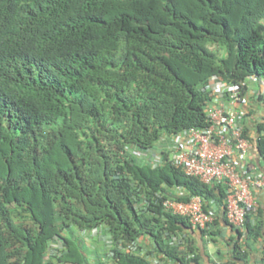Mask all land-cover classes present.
<instances>
[{
    "label": "trees",
    "instance_id": "16d2710c",
    "mask_svg": "<svg viewBox=\"0 0 264 264\" xmlns=\"http://www.w3.org/2000/svg\"><path fill=\"white\" fill-rule=\"evenodd\" d=\"M250 74L264 76V0H0V264H89L80 234L99 225L115 244L148 237L198 264L188 241L189 258L170 245L191 225L162 200L199 195L224 211L226 186L186 174L169 150L153 166L133 149L207 126L209 77ZM255 142L264 163V121ZM261 214L239 236L262 238ZM51 241L62 246L47 255Z\"/></svg>",
    "mask_w": 264,
    "mask_h": 264
},
{
    "label": "built area",
    "instance_id": "2783aa9c",
    "mask_svg": "<svg viewBox=\"0 0 264 264\" xmlns=\"http://www.w3.org/2000/svg\"><path fill=\"white\" fill-rule=\"evenodd\" d=\"M250 83H256V87H251ZM202 89L208 96L204 106L207 126L163 135L153 147L134 149L133 153L156 166L162 163V151L169 150L171 162L181 167L186 174L206 184L223 183L227 189L223 206L225 217L230 225L244 233L247 215L259 207L256 191L264 189V163L263 168L253 174L241 170L249 151L257 154L262 161L256 148V136L244 134L242 118L248 110L249 95L264 97V76L250 74L241 81L231 82L212 75ZM161 140L167 143L165 147L160 144ZM176 194L182 195L184 192ZM162 205L169 212L185 217L191 227L197 229H209L219 211L216 204L204 209L199 195H192L186 201L166 197ZM81 233L86 238L91 235L100 237L105 254L111 259L110 264H119L113 258L115 248L144 256L151 264H192L174 260L163 253H147L141 244L143 237L125 242L124 245L121 242L115 244L103 225ZM169 243L186 251V240L181 233L171 236ZM61 246L60 242L51 241L47 255L58 253ZM186 252L187 258L193 256L190 251Z\"/></svg>",
    "mask_w": 264,
    "mask_h": 264
},
{
    "label": "crops",
    "instance_id": "0c3cea01",
    "mask_svg": "<svg viewBox=\"0 0 264 264\" xmlns=\"http://www.w3.org/2000/svg\"><path fill=\"white\" fill-rule=\"evenodd\" d=\"M247 109V113L242 118L243 128L248 136L255 137L257 123L264 121V101L256 99V96L249 95ZM260 162L263 164L257 154L249 151L241 170L248 174L258 172L263 168ZM167 190L173 194L185 192V189L181 187H169ZM256 197L262 213L261 218L264 219V189L257 190ZM256 213L257 210L250 213L249 218L251 220L259 218L260 215H256ZM208 230L207 233L203 234L200 229L189 227L181 233L186 242L188 241L198 254V264H262L261 250L264 245V235L256 240L247 238L245 235L239 236L236 228L227 222L222 210L218 211ZM91 237L100 240L97 235H91ZM236 243L246 251V255L233 252ZM141 244L147 253H151V255L158 254L155 252L154 244L150 238L143 237ZM84 248L86 251L85 246ZM86 253L88 258L89 252L86 251Z\"/></svg>",
    "mask_w": 264,
    "mask_h": 264
},
{
    "label": "rangeland",
    "instance_id": "374dc122",
    "mask_svg": "<svg viewBox=\"0 0 264 264\" xmlns=\"http://www.w3.org/2000/svg\"><path fill=\"white\" fill-rule=\"evenodd\" d=\"M250 86L255 88L256 83H250ZM157 143H159V141ZM160 144L165 147L167 143H165L164 140H161ZM65 234L70 235L66 231H65ZM80 237L83 240L82 242H83V245L86 247V251L89 252L88 258H89L90 264H110L111 263V259H109L105 254L106 250H104L103 248V242H101L100 240H96L92 237L86 238L83 236L82 233L80 234Z\"/></svg>",
    "mask_w": 264,
    "mask_h": 264
},
{
    "label": "clouds",
    "instance_id": "9594fccd",
    "mask_svg": "<svg viewBox=\"0 0 264 264\" xmlns=\"http://www.w3.org/2000/svg\"><path fill=\"white\" fill-rule=\"evenodd\" d=\"M134 149H138V148H134ZM134 149H133V150H134Z\"/></svg>",
    "mask_w": 264,
    "mask_h": 264
}]
</instances>
